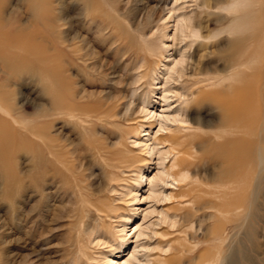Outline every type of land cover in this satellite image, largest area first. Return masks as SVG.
Returning a JSON list of instances; mask_svg holds the SVG:
<instances>
[{
  "label": "rangeland",
  "instance_id": "1",
  "mask_svg": "<svg viewBox=\"0 0 264 264\" xmlns=\"http://www.w3.org/2000/svg\"><path fill=\"white\" fill-rule=\"evenodd\" d=\"M41 1L0 0L1 27L45 32L0 54V264H264L263 123L236 160L224 109L264 54L256 0Z\"/></svg>",
  "mask_w": 264,
  "mask_h": 264
},
{
  "label": "bare ground",
  "instance_id": "2",
  "mask_svg": "<svg viewBox=\"0 0 264 264\" xmlns=\"http://www.w3.org/2000/svg\"><path fill=\"white\" fill-rule=\"evenodd\" d=\"M39 11L41 13H43V14H47V12L50 11V7L49 8L47 7V4L45 3L44 0L40 2ZM248 17L250 19H253L254 21L251 20V22H253V23L250 26L247 23V25L249 27L246 29V31L249 32V34H247L244 37V39L245 40H249L250 42H253V41L257 40V39H255L256 37L258 38V36H264V0H258V1L256 0L255 4H253V6H252V10L249 13L244 15L243 23H246V20H247ZM185 22L186 21H184V23ZM243 23H242V25H243ZM191 26H192V22L191 21H189V22L187 21L186 24H184V27H186L188 29ZM44 33H45L44 30L42 28L38 27V26L35 27L32 30V32L27 34V35H21L18 31H16L15 33H12L8 29H6L5 27H1L0 26V54L3 55L6 52L8 53L9 52L8 49L10 47L14 46V45H19L20 46L19 48H22L23 50H26V51H30L31 48L27 47V45L29 46L30 44H32V39L35 36L40 35V34H41V36H43V35H45ZM259 53L260 54H259L258 57H256V62L254 64V66L252 67L253 70H251V72H254L253 75H255L256 81L253 82V83L252 82L251 83L246 82V83H243V84L237 86L236 88H234L232 90L230 89L231 92L233 93V95L231 94L233 96V98H231L230 100L224 102V109H225L226 115H227V117L229 119V122H228L227 125H229V127H231L232 129L236 128V129L240 130V132H242L241 135H238V138H234L232 140L234 143H238V146L234 150L233 157H234V159L240 160V161L248 159L250 156H252L253 147H254V144H255V142H254L255 139L254 138L257 135V133L255 131L256 128H257V125H261L263 123V127H264V111L262 109L264 107V105H262L261 102H259V99H260L261 96H259V93L257 92V87L258 88L262 87L264 89V54H263V52H259ZM251 54H253V52H251ZM65 55H66L65 52H61V53H59V54H57V55H55L53 57H49L48 61H49V63L53 62L54 60H58L59 61L60 58L65 56ZM246 55L249 56L250 54H247V52L245 53V51L241 52V54H240L241 57H240V60H239L238 64L242 63V61L246 58L245 57ZM46 69H47V76L49 78H51L53 76L52 70H50L51 68H49V66H48ZM140 81H141V79H140ZM52 83L54 85H57V86L58 85L61 86V85L65 84L64 80H60V81L52 82ZM107 98H108L107 100H109V97H107ZM105 105H106V107L104 108ZM89 112L93 114L92 117H97L99 119H102V117L109 118V101L106 102L104 100H99V101H96V102L92 103V107L89 108ZM72 113H73V111H70V115L76 116V115H74V113L73 114ZM226 123H227V121H226ZM185 129H187V128H185ZM189 129H188V131L190 132L191 129L190 130ZM183 131H185V130L183 129ZM191 131H193V130H191ZM189 132H188V134H189ZM184 133H186V132H184ZM170 135L169 136L168 135L167 136H163L162 137V142L160 140H159V142L161 144H164L166 142L167 143L170 142L171 145H172L171 147L173 149V147H174L173 144L177 143L176 142L177 137H175L173 135L170 136ZM179 136H181V135H179ZM48 138H49V136H48ZM179 147H180V145H179ZM175 149L176 148H174L173 150H175ZM257 154H258V152H257ZM262 154H264V153H262ZM183 159L185 161V158H183ZM181 163L182 162H180V165H181ZM175 164H177V163H175ZM175 164H174V167H175ZM178 164H179V162H178ZM178 164L176 165V167L178 166ZM171 167H172V165H171ZM178 170L179 171L174 173V178L173 179L175 181H177V182H180V183L188 181L187 180L188 179V174L186 172H185L186 174H183L182 171H181V168L178 169ZM236 170H238V169H236ZM168 174H170V173H168ZM236 174H237V171H236L235 175ZM195 179H194V182L196 181ZM254 179H255V177H254ZM197 182H200V181H197ZM197 182H195V183H197ZM185 195H187V194H185ZM184 197H186V196H184ZM181 198H183V197H180L179 199L181 200ZM176 199H177V197H176ZM180 204L182 205L183 202L180 203ZM180 204L178 203V206ZM100 212L102 213V211H100ZM17 243H19V241H17ZM17 255L18 254H15L14 257L16 258ZM217 257H219V256H217ZM208 260L209 259H207V261ZM109 261H110V259L108 260V262ZM197 263L199 264V261Z\"/></svg>",
  "mask_w": 264,
  "mask_h": 264
},
{
  "label": "clouds",
  "instance_id": "3",
  "mask_svg": "<svg viewBox=\"0 0 264 264\" xmlns=\"http://www.w3.org/2000/svg\"><path fill=\"white\" fill-rule=\"evenodd\" d=\"M234 6H236L239 10L243 11L251 7V2L250 0H237ZM225 34L233 35L234 33L231 30H227Z\"/></svg>",
  "mask_w": 264,
  "mask_h": 264
}]
</instances>
